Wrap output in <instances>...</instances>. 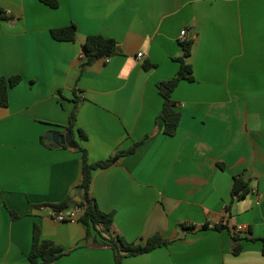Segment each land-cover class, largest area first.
<instances>
[{
	"label": "crops",
	"instance_id": "crops-1",
	"mask_svg": "<svg viewBox=\"0 0 264 264\" xmlns=\"http://www.w3.org/2000/svg\"><path fill=\"white\" fill-rule=\"evenodd\" d=\"M58 2L0 0V77L22 76L9 105L0 104V264H33L36 224L70 251L54 264H116L95 231L86 240L85 223L55 221L45 208L80 197L81 152L47 138L68 133L77 100L76 128L88 138L75 131V140L91 163L141 142L94 171L91 194L115 212L112 234L173 239L122 264H264V0ZM72 23L76 41L52 36ZM183 30L194 41V80L173 92L181 121L168 136L158 85L179 71ZM96 34L118 40L123 54L82 72V44ZM238 176L250 188L243 198L232 194ZM233 233L246 237L239 254Z\"/></svg>",
	"mask_w": 264,
	"mask_h": 264
},
{
	"label": "trees",
	"instance_id": "trees-1",
	"mask_svg": "<svg viewBox=\"0 0 264 264\" xmlns=\"http://www.w3.org/2000/svg\"><path fill=\"white\" fill-rule=\"evenodd\" d=\"M51 7H58V0H41ZM0 16L3 11L0 9ZM52 36L59 41H76L78 38V27L75 23L68 26L52 29ZM193 39L182 40L181 44L184 50L182 56L176 60L180 63V68L176 76L172 79L161 81L158 85L159 93L164 98L163 108L160 112V118L164 122V133L168 136H174L178 130L181 121V112L177 109V103L173 99V92L182 80H194L192 65L188 62L191 56ZM82 52L84 54L82 62V72L89 66L100 59H109L113 56L123 54V49L118 40L112 37H106L101 34L90 35L82 44ZM148 67V65L146 66ZM22 81L21 75L1 76L0 77V104L7 107L10 103V89L15 87ZM81 100L75 102L74 108L70 114L69 124L65 127L67 132H71L75 140V131L78 132L81 141L87 140L88 136L83 129L76 128L78 113L80 110ZM76 141V140H75ZM77 142V141H76ZM77 150L82 154V179L77 185L80 192V201H75L73 196H67L64 200L56 203H51L48 206L53 209H65L74 205H81L84 212L80 220L88 226L86 240H88L92 231H95L98 238L97 242L103 246H108L113 249L116 264H122L125 257L136 256L143 253L151 252L159 247L167 246L173 239L165 238L157 233L145 242H129L125 238L115 237L112 234V225L114 222L115 212H105L100 209L96 199L91 194V185L93 181L94 171L98 169H106L116 163L125 155L136 151L141 142L134 144L131 148L119 151L106 160L90 162L88 158V150L81 143L77 142ZM67 146V145H66ZM250 192L249 185L244 181L242 176L235 178L232 194L236 198H243ZM44 206V205H41ZM186 230H191L194 226L183 225ZM208 223L204 224L202 229H209ZM216 230H230L226 223H218L214 227ZM236 232V231H234ZM234 234V233H233ZM242 237L239 233L234 234L233 252L239 254L242 250ZM258 238H253L257 240ZM264 247V237L259 238ZM264 250V248H263ZM64 247L52 240L43 239L41 237V229L39 225H35L33 232V244L29 254V259L33 264H54L61 256L67 254Z\"/></svg>",
	"mask_w": 264,
	"mask_h": 264
},
{
	"label": "built area",
	"instance_id": "built-area-1",
	"mask_svg": "<svg viewBox=\"0 0 264 264\" xmlns=\"http://www.w3.org/2000/svg\"><path fill=\"white\" fill-rule=\"evenodd\" d=\"M186 31L183 30L181 33L182 40H185ZM144 56L143 53L138 54V58H142ZM84 57V54L82 52V58ZM45 208L48 209L50 217L58 222H73L78 221L81 218V215L84 212V208L81 205H74L72 207H68L65 209H53L50 206H46ZM244 227L240 226L237 228V231L242 230Z\"/></svg>",
	"mask_w": 264,
	"mask_h": 264
},
{
	"label": "water",
	"instance_id": "water-1",
	"mask_svg": "<svg viewBox=\"0 0 264 264\" xmlns=\"http://www.w3.org/2000/svg\"><path fill=\"white\" fill-rule=\"evenodd\" d=\"M47 138L49 141L55 143L56 145H69L70 147H77V142L74 140L73 135L71 132H68L66 134H61L60 132H53L49 131L47 133ZM76 201H80L81 198L77 196L75 198Z\"/></svg>",
	"mask_w": 264,
	"mask_h": 264
}]
</instances>
